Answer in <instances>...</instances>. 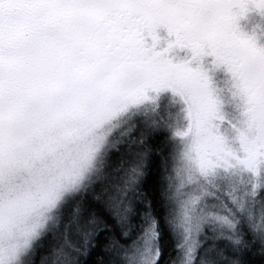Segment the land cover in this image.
I'll list each match as a JSON object with an SVG mask.
<instances>
[{
  "label": "snow or ice",
  "instance_id": "obj_1",
  "mask_svg": "<svg viewBox=\"0 0 264 264\" xmlns=\"http://www.w3.org/2000/svg\"><path fill=\"white\" fill-rule=\"evenodd\" d=\"M0 264H264V0H0Z\"/></svg>",
  "mask_w": 264,
  "mask_h": 264
},
{
  "label": "rangeland",
  "instance_id": "obj_2",
  "mask_svg": "<svg viewBox=\"0 0 264 264\" xmlns=\"http://www.w3.org/2000/svg\"><path fill=\"white\" fill-rule=\"evenodd\" d=\"M90 128L86 120H76L67 129L58 130L49 142L36 141L34 150L23 159L12 178L17 187H29L38 175L47 176L53 170L71 169L78 156L90 146Z\"/></svg>",
  "mask_w": 264,
  "mask_h": 264
}]
</instances>
